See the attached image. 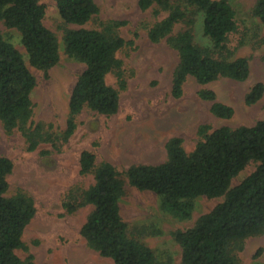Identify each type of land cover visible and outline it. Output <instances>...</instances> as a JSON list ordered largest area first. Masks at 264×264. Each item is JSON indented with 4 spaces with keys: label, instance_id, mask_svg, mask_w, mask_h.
I'll return each mask as SVG.
<instances>
[{
    "label": "trees",
    "instance_id": "16d2710c",
    "mask_svg": "<svg viewBox=\"0 0 264 264\" xmlns=\"http://www.w3.org/2000/svg\"><path fill=\"white\" fill-rule=\"evenodd\" d=\"M139 8L167 16L148 30L149 40H166L178 53V65L172 79V96L180 99L189 78L205 87L220 79L244 82L250 76L249 60L236 57L237 47L229 46V37L238 31L237 13L230 0H139ZM58 13L65 24L84 26L98 16L95 0H57ZM46 7L38 0H0V21L20 33L29 64L45 73L60 62V45L56 35L45 24ZM253 16L256 29L264 27V0H258ZM184 28L174 33L178 25ZM124 22L110 20L101 30L67 29L63 43L66 54L85 65L69 100L66 128L51 132L43 124L34 125L32 94L37 86L23 55L0 32V121L8 133L18 130L28 150L41 144L54 149L69 141L77 129V117L88 109L99 115H116L120 108V91L107 83L110 73L125 88L123 63L117 54L130 45L119 32ZM200 27L207 45L196 40ZM264 43V38L261 40ZM201 100L210 103L211 113L229 120L234 109L217 100L207 88L198 92ZM264 97V85L255 84L245 96V104L254 105ZM201 140L194 150L186 152L182 140L172 138L166 144L167 160L158 165H133L124 172L110 162L96 165L90 151L80 154V171L93 175L94 183L78 199L65 198L67 214L92 206L93 210L81 228L87 245L114 264H172L169 253L157 255L148 246L128 234V225L121 215L120 201L126 185L149 191L159 198L160 211L181 221L190 220L195 200L224 198L212 211L200 216L194 226L173 233L181 248L182 264H241L239 254L248 238L264 234V120L254 126L213 130L202 126ZM256 169L240 184L233 180L249 164ZM13 162L0 157V264H34L33 255L21 259L16 251L27 250L23 235L36 215L31 197L22 191L8 196V176ZM161 233L155 225H142L141 234ZM260 252L257 253L258 258ZM163 256V257H162Z\"/></svg>",
    "mask_w": 264,
    "mask_h": 264
},
{
    "label": "rangeland",
    "instance_id": "374dc122",
    "mask_svg": "<svg viewBox=\"0 0 264 264\" xmlns=\"http://www.w3.org/2000/svg\"><path fill=\"white\" fill-rule=\"evenodd\" d=\"M46 7L44 24L57 37L60 45V62L47 75L33 68L21 44L20 33L7 28L0 21V32L23 55L30 72L37 81L32 94L34 125L43 124L51 132L65 130L69 114V100L78 77L85 65L71 59L65 51L64 32L67 29L101 30L102 23L110 20L124 22L120 35L129 43L118 52L123 63L125 88L119 89V80L110 73L108 85L120 91V108L116 115H99L85 109L77 117V129L60 150L50 144H41L29 151L18 130L8 133L0 121V157L13 162V172L8 176V196L22 191L34 201L36 215L27 226L23 242L27 250L16 251L21 259L33 255L34 264H114L91 249L81 236V228L92 212V206L67 214L63 208L66 197L78 199L93 183V175L80 171V154L90 151L96 157V165L110 162L124 172L133 165H158L167 160L166 144L172 138L182 140L186 152L194 150L201 140L198 132L202 126L213 130L228 126H254L264 120V97L254 105L245 104V96L257 83L264 85V27L256 29L258 19L253 9L258 0H230L238 17V31L229 37V46L245 44L236 57L249 60L250 76L244 82L220 79L205 87L189 78L184 95L172 96V79L178 65V53L166 40L153 43L148 30L167 16L156 13L155 8L142 11L139 0H95L99 14L84 26L65 24L57 10V0H38ZM175 1V0H172ZM184 25H178L174 33ZM196 40L206 46L200 27L196 28ZM202 88L213 90L217 100L231 106L235 113L229 120L216 118L210 111V103L201 100ZM251 163L232 182L237 186L256 169ZM224 198L195 200V210L190 220L181 221L160 211L159 198L152 192L139 191L126 185L120 207L128 234L148 246L157 255L169 253L172 264H182L181 248L174 241L173 233L194 226L196 220L212 211ZM142 225H155L161 233L141 234ZM260 252L258 258L257 253ZM163 257V256H162ZM241 264H264V234L248 238L239 254Z\"/></svg>",
    "mask_w": 264,
    "mask_h": 264
}]
</instances>
